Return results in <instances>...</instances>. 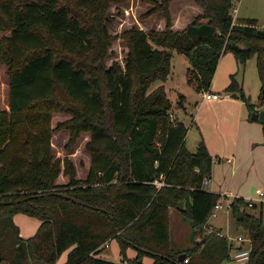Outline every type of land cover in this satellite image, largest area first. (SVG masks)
I'll use <instances>...</instances> for the list:
<instances>
[{
  "label": "trees",
  "instance_id": "16d2710c",
  "mask_svg": "<svg viewBox=\"0 0 264 264\" xmlns=\"http://www.w3.org/2000/svg\"><path fill=\"white\" fill-rule=\"evenodd\" d=\"M108 1L0 0V64L8 79V108L0 106V264H55L65 251L64 264H118L101 256L113 237L128 264H144L146 256L152 264H220L232 243L206 233L219 198L202 187L213 158L203 139L187 149L188 127L171 116L164 86L149 88L168 78L175 49L189 59L187 82L198 92L209 90L225 52L241 66L256 55L264 89V28L255 17L233 21V0H191L196 14L173 29L176 0H148L142 17L160 13L164 28L130 27L124 65L107 64L111 38L101 8ZM223 90L255 110L235 73ZM183 100L179 94L180 107ZM259 103L264 107L262 92ZM58 111L70 116L52 126ZM60 129L69 132L67 153L89 133L85 178L76 177L68 156L55 157L51 137ZM61 171L64 184L55 182ZM160 173L167 184L157 188ZM243 205L234 199L231 213L250 239L247 264H264L262 211ZM170 207L190 224L193 244L185 249L170 240ZM16 213L40 220L33 235H19Z\"/></svg>",
  "mask_w": 264,
  "mask_h": 264
},
{
  "label": "rangeland",
  "instance_id": "374dc122",
  "mask_svg": "<svg viewBox=\"0 0 264 264\" xmlns=\"http://www.w3.org/2000/svg\"><path fill=\"white\" fill-rule=\"evenodd\" d=\"M150 7L151 4L148 2V0H109L106 5L102 6L101 10L103 12V16H105V20L103 19V24L111 38L110 45L108 48V54L105 58L107 64H110L112 61L116 60L120 62L121 65H124V58L127 54V42L125 39V32L130 27L134 26L146 31L150 29L164 28L165 20L160 13L148 16L146 18L142 17V15ZM233 8H237L238 16L236 17H255L258 19V27L264 28V0H233ZM196 11L197 10L195 8V3L191 0L173 1L170 6V13L172 15L173 20V29H181L186 23H188L192 19V17L196 14ZM2 34L3 33L0 32V36ZM255 60L256 55H253L245 62L244 67L238 63L239 67L237 69V72H235L238 80L241 81L242 72L245 70V84L243 92L247 97L249 103L259 102V99L257 98L258 88L254 86L255 82L258 81L255 77V75H257L258 77ZM189 67H191L189 59L186 58L185 55L173 49L171 58V71L169 77L165 81L157 80L153 82L149 90L155 88L156 86L162 83L164 85L167 97L171 100L172 105H174L175 107H177L178 105L177 103L179 101V94H184L186 98L185 105H189V110L192 111L195 116L197 106L194 104V102L201 99V96L203 95L202 92H204L205 90L198 92L195 90L194 84H189L187 82V76L189 75V72L187 70ZM5 70L6 67L0 64V106L8 108V79ZM221 93L224 94L225 91L223 90L221 91ZM256 106L257 107L255 108V111H260L261 109H264L263 105H260V103L256 104ZM186 113L188 114V112ZM69 116L70 115L66 112H55L51 118V125L55 126L58 121H63ZM171 116L176 119L175 116L172 115V112ZM187 120L189 121V119ZM250 123L251 126H249L248 128V132L249 135L253 137L252 139L256 138L258 142H260L261 139L264 140V136L262 135V133L260 134V132H258L257 128L255 127L256 125H260L258 124L259 122L252 121ZM187 134V136L185 137V146L188 150L194 151L198 144V141L203 138L200 137V132H198L197 127L195 125ZM213 134H215V130L212 129L211 135ZM217 134L219 135V133ZM240 134L242 135H240V140L244 135H247V130L245 129V127L240 128ZM68 137V130L60 129L55 131L51 137L52 151L55 157H59L61 159L64 156H68V158L72 161L74 165L76 177L85 178L90 164V153L84 145L89 138V133L82 132L79 138L77 139L72 151L69 153L65 151L64 147L67 143ZM220 138L218 139V142L216 144L217 147L220 146ZM226 141H228L227 144H224L228 147V144L231 142V139L228 138L226 139ZM246 142L241 141L239 142L238 146V153L240 158L242 159V167L244 168L245 166H249L252 160V153L249 152V149L247 148L248 145L246 144ZM229 155V152L224 153L223 151H220L219 153V156L222 157H229ZM216 172L218 174H223L225 171L222 172L220 169H217ZM242 174L243 173H240L239 176ZM67 181L68 177L61 171L59 173V176L56 178L55 182L58 184H64ZM238 186H241L240 190L243 191L246 196L254 195L255 190H259L256 188H260V190L262 189L263 191L264 172L262 171L260 176L255 173L245 178V180ZM212 188L213 186L210 183L206 189L212 190ZM255 206V209L251 207L247 208L246 211L254 215H259V211L261 210L262 222L264 224V202L262 203L261 207L260 204H256ZM168 215L169 235L173 247H175L176 249H185L186 247L191 246L193 242L190 224L185 221L178 212V210L173 207L169 208ZM210 221L221 226V230H216V228H213L214 234H217L216 232L222 233L224 236L227 237L228 241L232 243V246L235 245L234 237L236 235H242L243 237L248 238V233L241 227L237 226L231 211L227 209L219 210L215 217L209 218L208 224H211ZM201 238L202 236H198V241H200ZM105 243H108L109 247H106ZM105 243H103V250L101 253V256L103 258L117 262L118 264H128L120 255L119 244L116 238L113 237L111 239H108ZM134 251V248L129 247L126 250V255L131 258L133 257L131 253H134ZM229 252V257L224 259L220 264H247V261H236L232 259V248ZM66 253L67 251L63 252V254L58 258L55 264H64L66 260ZM145 264H152V258L147 256L145 259Z\"/></svg>",
  "mask_w": 264,
  "mask_h": 264
},
{
  "label": "crops",
  "instance_id": "0c3cea01",
  "mask_svg": "<svg viewBox=\"0 0 264 264\" xmlns=\"http://www.w3.org/2000/svg\"><path fill=\"white\" fill-rule=\"evenodd\" d=\"M195 8L196 10H198L197 7ZM236 16H238L237 12ZM231 54V52H225L220 56L211 81L209 91H211L212 93L220 94L218 98L205 99L203 98V96H201L200 100L194 102V104L197 106V109L195 111L196 115L194 116V113L189 110V105H185L186 98L183 94V106L180 107L179 105H177V107H175L174 105H172L171 110L173 111L171 112L176 119L182 120L187 125V133L191 130L194 125L197 127L198 132H200V137L203 138V141L205 142L207 149L213 158L211 175L209 179V184L211 183L213 188L212 190L209 189V191L219 193L220 191L228 189L239 197H247L249 195L246 196V194L240 190L241 186L239 187L238 185L242 183L245 178L255 173L260 176L261 172H264V140L261 139L260 142H258L256 138L252 139L253 137L250 136L248 132V128L249 126H251L250 122H259L258 124L260 125H256L255 127L257 128V131L260 132V134L262 133L263 136L264 131L263 127L261 126V121L252 120L250 118L251 113L255 110L250 113L243 100L232 96L228 92H225L224 94L221 93V91H223V89L228 85L230 81V74L237 72V69L239 67L234 55ZM242 66L244 67V65ZM255 77L258 81L255 82L254 86L258 88L257 98L259 99L260 94L262 92L261 81L259 79V76L257 77V75H255ZM236 79L241 84L243 90L245 84V70L242 72L241 81L238 80L237 76ZM258 103L259 102L252 103L254 105V109L257 107L256 104ZM186 112H188V114ZM187 119H189V121ZM243 127H245V129L247 130V135H244L240 140V128ZM212 129L215 130V134L213 135H211ZM217 133H219V135ZM219 138L220 146L217 147L216 144ZM228 138L231 139V142L228 144L227 147L224 143L227 144L228 141H226V139ZM241 141L246 142V144L248 145L247 148L249 149V152L252 153L251 164L249 166H245V168L242 167L243 162L238 153V146L239 142ZM220 151H223L224 153L229 152V157L219 156ZM217 169H220L222 172H225L223 174H218L216 172ZM240 173L243 174L239 176ZM256 189L260 190V188ZM257 191L258 190H255V193ZM13 221L19 228V235L24 238L33 235L36 232L38 226L40 225L39 219L23 213L14 214ZM209 226L212 229L216 228V230H221V226L217 225L216 223L211 222ZM135 253L136 251L131 254L134 256ZM146 257L143 259L144 264Z\"/></svg>",
  "mask_w": 264,
  "mask_h": 264
},
{
  "label": "built area",
  "instance_id": "2783aa9c",
  "mask_svg": "<svg viewBox=\"0 0 264 264\" xmlns=\"http://www.w3.org/2000/svg\"><path fill=\"white\" fill-rule=\"evenodd\" d=\"M236 12H237V9L233 8L232 12H231L232 17H233V21L236 18ZM202 93H203L202 96L205 99H209V98L216 99L220 96V94L212 93L209 90H205ZM164 178H165L164 173H160L159 178L155 179L153 181V183L157 186V188H160L161 186L167 184L165 182ZM208 184H209V178L205 177L202 181V187L207 188ZM218 194H219V198L216 201V203L212 209L210 217H215L217 215V212L219 210H222V209H227V210L231 211L233 201L236 198H242L244 200V205L241 206V208H240L241 210L251 208V207L255 206L256 204L262 205V203L264 202V192L262 190H258L255 193V195L247 196V197H239V196L235 195L234 193H232V191H230L228 189L220 191ZM206 227H207V232H206L207 234L214 233V230L209 226V224ZM216 233L223 235L220 232H216ZM234 242H235V245L232 246V249H233V252H232L233 258L232 259H234L236 261H247L249 259L250 249H251L249 237L245 238L242 235H236L234 237ZM105 246L108 247L109 244L105 243ZM187 261H188L187 258L183 259V262H187Z\"/></svg>",
  "mask_w": 264,
  "mask_h": 264
},
{
  "label": "water",
  "instance_id": "95a60500",
  "mask_svg": "<svg viewBox=\"0 0 264 264\" xmlns=\"http://www.w3.org/2000/svg\"><path fill=\"white\" fill-rule=\"evenodd\" d=\"M262 95L264 96V89H262ZM250 118L252 120L264 121V109L259 111V112H257V111L252 112L250 115ZM184 257H185V253H181L178 256V260L183 261Z\"/></svg>",
  "mask_w": 264,
  "mask_h": 264
}]
</instances>
